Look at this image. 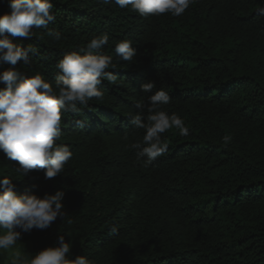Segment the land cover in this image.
<instances>
[{"label":"trees","instance_id":"trees-1","mask_svg":"<svg viewBox=\"0 0 264 264\" xmlns=\"http://www.w3.org/2000/svg\"><path fill=\"white\" fill-rule=\"evenodd\" d=\"M52 2L47 29L9 36L32 49L17 69L54 83L64 54L107 34L100 51L112 56L108 71L117 79H102L103 100L62 115L58 143L73 156L61 174L21 173L0 151V175L17 194L65 192V218L26 233L29 256L64 235L71 256L92 264H264V0H195L180 17H142L99 0ZM8 11L0 0V14ZM123 39L136 48L135 62L115 54ZM9 66L0 61V71ZM149 80L153 92L169 94L162 108L178 114L189 134H162L167 152L144 166L130 145L145 130L130 116L138 101L147 106L151 93L141 84Z\"/></svg>","mask_w":264,"mask_h":264},{"label":"clouds","instance_id":"clouds-1","mask_svg":"<svg viewBox=\"0 0 264 264\" xmlns=\"http://www.w3.org/2000/svg\"><path fill=\"white\" fill-rule=\"evenodd\" d=\"M115 3L121 9H129L142 17L170 14L182 16L195 0H99ZM10 11L0 14V61L10 65L0 71V151L9 159L17 161L19 171L44 170L45 179H52L64 172L73 152L61 140L62 115L79 114L90 101H100L104 92L100 89L102 79L115 82L117 77L108 69L113 58L100 51L108 44V35L93 36L80 51L66 53L57 64L55 81H48L41 73L23 74L17 64H27L30 47L14 44L9 36L31 38L34 29H47L55 20L52 0H8ZM48 35L55 40L60 33L51 29ZM115 54L125 62H135L137 50L132 41L123 39L115 44ZM156 87L154 81L141 84V91L151 93L147 106L136 103L139 110L130 116V123L144 129L142 141L133 142L137 161L148 166L165 154L168 144L162 134L177 129L187 136L189 129L178 114L169 115L162 106L170 103L169 94ZM145 110L147 115L145 116ZM230 137H224L227 144ZM65 192L58 189L54 194H17L12 179L0 175V251L10 252L9 264H92L85 255L71 256V243L59 235L57 243L46 246L28 256L16 247L21 234L33 228L44 230L60 217L67 215L62 203ZM116 225L110 234L118 233Z\"/></svg>","mask_w":264,"mask_h":264},{"label":"rangeland","instance_id":"rangeland-1","mask_svg":"<svg viewBox=\"0 0 264 264\" xmlns=\"http://www.w3.org/2000/svg\"><path fill=\"white\" fill-rule=\"evenodd\" d=\"M26 233L21 234L20 240L17 242L16 247L29 256L30 245ZM1 258H8L10 260V252L0 251V259Z\"/></svg>","mask_w":264,"mask_h":264}]
</instances>
